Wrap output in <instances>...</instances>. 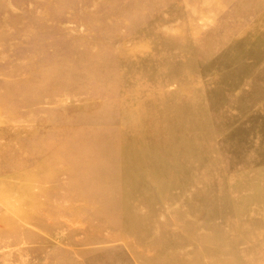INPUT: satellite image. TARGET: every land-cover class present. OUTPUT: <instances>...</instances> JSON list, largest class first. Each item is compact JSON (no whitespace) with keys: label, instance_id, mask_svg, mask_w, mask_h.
<instances>
[{"label":"rangeland","instance_id":"rangeland-1","mask_svg":"<svg viewBox=\"0 0 264 264\" xmlns=\"http://www.w3.org/2000/svg\"><path fill=\"white\" fill-rule=\"evenodd\" d=\"M0 264H264V0H0Z\"/></svg>","mask_w":264,"mask_h":264},{"label":"bare ground","instance_id":"bare-ground-1","mask_svg":"<svg viewBox=\"0 0 264 264\" xmlns=\"http://www.w3.org/2000/svg\"><path fill=\"white\" fill-rule=\"evenodd\" d=\"M258 4H261V3H258Z\"/></svg>","mask_w":264,"mask_h":264}]
</instances>
